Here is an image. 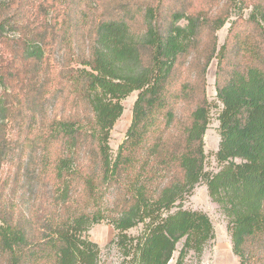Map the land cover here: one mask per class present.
Segmentation results:
<instances>
[{
  "label": "trees",
  "instance_id": "1",
  "mask_svg": "<svg viewBox=\"0 0 264 264\" xmlns=\"http://www.w3.org/2000/svg\"><path fill=\"white\" fill-rule=\"evenodd\" d=\"M34 1L0 0V166L9 160L13 147L7 135L13 118L10 71L20 58L22 64L34 61L42 66L48 29L51 25L54 33L58 28L60 12L55 3L60 0L42 4L44 10L46 5L52 9L50 25L39 24L43 14L34 12ZM72 2L78 9L85 4L84 10H78L79 27L93 19L92 48L80 62L85 68H69L64 76L76 103L87 104L92 118L77 115L45 124L38 136L41 164L60 194L57 202L64 216L31 233L14 207L1 205L0 264H99L101 248L88 232L105 218L102 194L112 187L124 193L122 204L109 218L118 232L113 243L125 258L131 257L129 264H168L182 240L176 264H185L191 252L200 257L215 238L207 214L184 209L202 182L227 219L241 264H264V1L251 0L254 10L246 28L233 29L221 50L216 82L222 104L216 153L220 170L216 173L205 170L204 138L211 104L204 84L196 89L184 78L183 59L199 48V37L207 27L212 49L205 72L215 56V34L226 17H210L209 11L196 6L168 12L161 5L149 6L142 16L145 31L138 34L132 26L138 15L126 8L98 16L95 0ZM66 14L69 17L71 11L62 15L67 35ZM29 17H35L33 22ZM182 20L187 24H178ZM29 23L36 27L29 30ZM252 30L258 32L255 40ZM232 48L235 54L229 55ZM13 79L22 77L17 72ZM136 91L132 124L113 160L111 131L123 114L122 102ZM192 97H198L194 108ZM181 104L193 108H186L191 112L186 123L175 112ZM77 186L92 212L67 203ZM140 224L142 233L130 236L128 231Z\"/></svg>",
  "mask_w": 264,
  "mask_h": 264
},
{
  "label": "rangeland",
  "instance_id": "2",
  "mask_svg": "<svg viewBox=\"0 0 264 264\" xmlns=\"http://www.w3.org/2000/svg\"><path fill=\"white\" fill-rule=\"evenodd\" d=\"M2 1L7 2V0ZM72 1L75 0L56 1L55 5L60 13L57 16L58 28L54 33L49 24L52 9L48 5L44 7L45 10L43 9L44 0L34 1V12L37 11V13L41 12L43 14V17L39 18V24L45 21L47 25H50L48 37L46 38L48 46L44 47L45 59L41 66L34 61H31L30 64H22L24 60L20 58L10 71L13 84L10 87L13 118L8 127L7 135L8 139H11L13 147H11L12 154L9 160L3 162L0 166V206L14 207L18 218L21 219V222L26 225L31 233L51 224L52 218L56 219V216L61 217L64 214V210L60 205L61 202H57L60 194L54 189L52 177L41 164L42 151L41 145L38 143L39 134L44 130L45 124L54 118H72L77 115L81 116L80 119L92 118L91 110L87 104L76 103L74 94L70 91L69 83L64 76V70L69 68L73 71L85 68L80 62L90 55L92 48L90 21L93 19L90 18L89 23L83 21V25L79 27L78 20L80 16L78 10H84L85 4L81 3L78 9ZM259 1L263 2L264 0H256V2ZM71 2L72 5L68 8L66 5L71 4ZM157 5H161L166 12L181 7L188 10L190 6H196L209 11L210 17L216 15L226 17L224 26L215 34L217 38L215 56L205 72L204 64L209 51L212 49V38L207 27L203 29L201 37H199V48L183 59L184 78L187 77L196 89L199 85L204 84L207 98L211 104L210 125L204 138V149L207 156L205 170L216 173L220 170L216 153L221 141L218 118L222 110V104L218 100L216 89L220 54L231 31L237 27L239 30V26L246 28L244 23L250 18L254 8L251 0H95L93 4L95 7L98 6V16L105 11L109 12L108 14L113 13L116 8H126L129 12L132 11V14L138 15V18L132 23L133 29L138 34L145 31L142 20L143 13L149 6ZM26 9L28 8L26 7ZM68 10L71 11V14L69 17L67 14L65 15V23L68 25V34L66 35L63 33L64 27L61 23L63 22L62 15L65 12L67 13ZM34 18L29 17L31 19L30 23L33 22ZM30 23L29 30L36 27V25ZM178 24L184 26L187 22L182 20ZM7 31L13 37L17 34L11 28H8ZM257 34L258 32L252 30L251 37L253 40L258 37ZM1 48H4V46ZM233 48L229 50V55L235 54ZM16 55L20 57L21 54ZM15 67H17V72L22 77L18 81L13 79V76L17 75ZM10 89L8 88V93ZM138 94V91L133 92L122 102L124 106L123 114L111 131L110 147L113 160L116 159L119 148L125 141L132 124L133 107ZM197 99L198 97L190 99L193 108L198 102ZM65 100L71 106L64 105ZM192 105L181 104L175 110V112L177 111V117L184 120V123L190 117L191 112H188V110H190V107L191 110L193 109ZM34 117L37 118L36 122ZM43 122H45L44 125ZM123 194L119 187H112L103 192L102 209L105 218L101 223L93 225L88 232L89 239L101 248L99 264H123L131 259V257L125 258L118 246L113 243L118 232L109 219L113 209L118 210L122 204ZM67 203L71 206L87 209L88 212L93 210L79 186L74 191L72 190ZM184 209L207 214L215 231V238L206 245L202 255L199 257L191 252L187 256L185 264H241L239 257L233 251L231 236L227 228V219L220 206L209 196L205 183L202 182L196 186L193 194L185 201ZM143 228V225L140 224L129 230L128 234L133 237L139 236ZM183 244L184 240L177 244V249L168 264L177 263Z\"/></svg>",
  "mask_w": 264,
  "mask_h": 264
}]
</instances>
